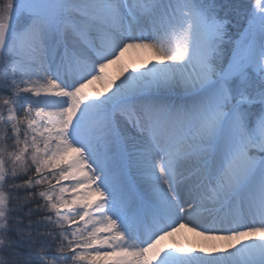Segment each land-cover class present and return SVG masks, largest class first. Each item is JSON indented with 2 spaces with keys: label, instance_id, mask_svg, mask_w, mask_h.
<instances>
[{
  "label": "snow or ice",
  "instance_id": "1",
  "mask_svg": "<svg viewBox=\"0 0 264 264\" xmlns=\"http://www.w3.org/2000/svg\"><path fill=\"white\" fill-rule=\"evenodd\" d=\"M0 264H264V0H0Z\"/></svg>",
  "mask_w": 264,
  "mask_h": 264
},
{
  "label": "bare ground",
  "instance_id": "2",
  "mask_svg": "<svg viewBox=\"0 0 264 264\" xmlns=\"http://www.w3.org/2000/svg\"><path fill=\"white\" fill-rule=\"evenodd\" d=\"M141 58L147 59V56L144 54L136 53V52H130L126 54L125 63H128L131 67V64L133 61H136L138 63ZM108 71L111 75L115 76L118 72V67L111 66ZM94 87H99V85H95ZM186 235L188 236L189 239L192 238L191 233H187Z\"/></svg>",
  "mask_w": 264,
  "mask_h": 264
}]
</instances>
